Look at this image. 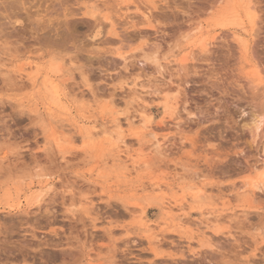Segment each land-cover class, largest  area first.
<instances>
[{
	"label": "rangeland",
	"instance_id": "obj_1",
	"mask_svg": "<svg viewBox=\"0 0 264 264\" xmlns=\"http://www.w3.org/2000/svg\"><path fill=\"white\" fill-rule=\"evenodd\" d=\"M256 181L264 0H0V264H264Z\"/></svg>",
	"mask_w": 264,
	"mask_h": 264
},
{
	"label": "bare ground",
	"instance_id": "obj_2",
	"mask_svg": "<svg viewBox=\"0 0 264 264\" xmlns=\"http://www.w3.org/2000/svg\"><path fill=\"white\" fill-rule=\"evenodd\" d=\"M251 3V2H250ZM250 8H253V7H250ZM252 11H254V10H252ZM255 12V11H254ZM252 16V15H251ZM251 18V17H250ZM251 22L253 23L254 22V20L251 18ZM200 44V47H202V48H205V47H207V42H206V39H203V40H201V42L199 43ZM136 53V52H135ZM186 61V60H185ZM184 61V62H185ZM142 64V63H141ZM143 65V64H142ZM166 101H165V106H166V110L168 111L169 109H176V107H174V104H175V102H172L170 99H168L167 97H166V99H165ZM177 103V102H176ZM261 111V110H260ZM256 115V114H255ZM259 117V116H258ZM257 118V117H256ZM262 118V117H261ZM257 120V119H256ZM262 120V119H261ZM256 122V121H255ZM258 122H259V119H258ZM120 123H118L117 124V126L119 125ZM253 124V123H252ZM253 125H255V124H253ZM258 125V124H257ZM255 127V126H254ZM257 129V128H256ZM252 132H254V131H252ZM254 134V133H253ZM252 134V135H253ZM150 135H153V134H150ZM114 136V135H113ZM262 184H264V182H258V181H256L255 182V184L253 185V187H256V188H258L260 185H262ZM44 188V187H43ZM44 193H45V191H41L40 190V192L38 191V193L36 194V196H37V198H38V201H40L42 198H43V195H44ZM202 191L201 192H199L196 196H195V200H197V201H202ZM166 207L168 208V209H172V206H171V203H167L166 204ZM178 208H180V209H184V203L183 202H181V203H179V205L177 206ZM174 210V209H173ZM182 220V219H181ZM181 222H183V221H181ZM183 224V223H182Z\"/></svg>",
	"mask_w": 264,
	"mask_h": 264
}]
</instances>
